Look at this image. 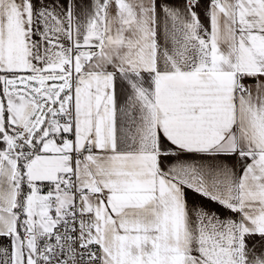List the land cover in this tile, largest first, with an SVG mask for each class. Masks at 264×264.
Wrapping results in <instances>:
<instances>
[{
	"label": "snow or ice",
	"instance_id": "snow-or-ice-1",
	"mask_svg": "<svg viewBox=\"0 0 264 264\" xmlns=\"http://www.w3.org/2000/svg\"><path fill=\"white\" fill-rule=\"evenodd\" d=\"M0 264H264V0H0Z\"/></svg>",
	"mask_w": 264,
	"mask_h": 264
}]
</instances>
